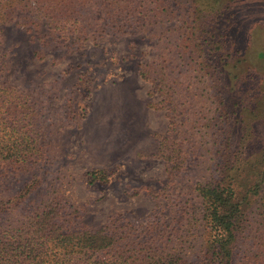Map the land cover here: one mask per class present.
<instances>
[{
  "label": "rangeland",
  "instance_id": "374dc122",
  "mask_svg": "<svg viewBox=\"0 0 264 264\" xmlns=\"http://www.w3.org/2000/svg\"><path fill=\"white\" fill-rule=\"evenodd\" d=\"M132 1L147 9L151 26L118 36L108 27L109 1L87 0L79 15L89 40L79 46L73 25L52 30L46 18V44L39 45L35 30L15 24L35 15L17 11L0 26V81L30 95L48 135L36 201L58 196L74 230L132 224L142 231L154 222L174 243H192L191 259L200 264L207 237L185 210L199 203L193 188L208 175L210 135L219 130L208 126L220 103L233 146L245 133L253 147L264 145V0ZM146 63L153 81L179 85L165 107L140 75ZM171 123L181 129L177 143L187 159L172 178L158 155L160 139L178 137ZM99 169L108 183L89 184V173Z\"/></svg>",
  "mask_w": 264,
  "mask_h": 264
},
{
  "label": "trees",
  "instance_id": "16d2710c",
  "mask_svg": "<svg viewBox=\"0 0 264 264\" xmlns=\"http://www.w3.org/2000/svg\"><path fill=\"white\" fill-rule=\"evenodd\" d=\"M107 1L112 9L108 27L116 35L152 25L147 9L134 1ZM86 4L87 0H0V26L14 21L21 11L35 17L24 16L15 24L35 30L39 45L46 44L40 35V22L46 18L52 30L68 31L73 25L71 31L78 34L74 45L79 46L89 40L79 15ZM140 75L159 91L163 107L179 94V85L172 81H153L150 63L141 65ZM177 104L171 105L173 113ZM34 105L29 94L0 81V264H193V244L174 243L172 235L154 222L142 231L132 224L74 230L58 196L36 201L44 185L48 135ZM226 116V105L220 103L208 126L219 129L210 135L214 148L208 175L193 188L199 203L185 211L192 209L190 222L207 237L198 250L203 255L200 264H264V145L253 147L252 135L245 133L233 146L230 127L223 126ZM171 131L178 137L160 139L158 150L170 178L187 165L184 148L177 143L181 129L171 123ZM88 176L89 184L108 183L104 170Z\"/></svg>",
  "mask_w": 264,
  "mask_h": 264
}]
</instances>
